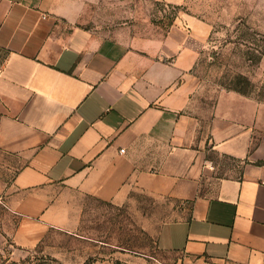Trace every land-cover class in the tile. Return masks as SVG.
I'll return each mask as SVG.
<instances>
[{"label": "crops", "instance_id": "obj_1", "mask_svg": "<svg viewBox=\"0 0 264 264\" xmlns=\"http://www.w3.org/2000/svg\"><path fill=\"white\" fill-rule=\"evenodd\" d=\"M193 1L0 0V245L82 237L92 202L142 193L175 201L156 239L171 264H264V100L226 89L192 112L212 24H88Z\"/></svg>", "mask_w": 264, "mask_h": 264}, {"label": "rangeland", "instance_id": "obj_2", "mask_svg": "<svg viewBox=\"0 0 264 264\" xmlns=\"http://www.w3.org/2000/svg\"><path fill=\"white\" fill-rule=\"evenodd\" d=\"M111 15L88 24L113 32L135 25L164 28L182 11L208 19L213 31L195 74L200 81L192 112L209 118L220 90L239 89L264 100V0H195L184 7L162 3L111 5ZM95 16V15H94ZM6 51L0 48V68ZM175 201L135 193L123 205L94 201L86 212L82 237L54 231L32 249L6 242L0 264H171L157 247L162 222L175 216Z\"/></svg>", "mask_w": 264, "mask_h": 264}, {"label": "trees", "instance_id": "obj_3", "mask_svg": "<svg viewBox=\"0 0 264 264\" xmlns=\"http://www.w3.org/2000/svg\"><path fill=\"white\" fill-rule=\"evenodd\" d=\"M236 91H239V92H241V93H244L243 91H241V90H239V89H235Z\"/></svg>", "mask_w": 264, "mask_h": 264}]
</instances>
